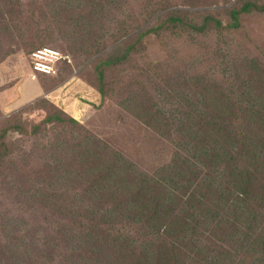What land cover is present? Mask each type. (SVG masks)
Returning <instances> with one entry per match:
<instances>
[{"label": "rangeland", "instance_id": "obj_1", "mask_svg": "<svg viewBox=\"0 0 264 264\" xmlns=\"http://www.w3.org/2000/svg\"><path fill=\"white\" fill-rule=\"evenodd\" d=\"M246 5L253 6L241 12ZM234 10L240 12L239 29L228 27ZM206 17L222 28L214 22L204 32L189 28ZM43 47L72 63L56 76L34 77L30 55ZM111 59L118 63L103 66V85L98 67ZM33 80L40 95L31 96ZM83 83L101 97L97 103ZM221 95L238 106L264 107V99H256L264 98V0H0V137L9 131L0 140L7 148L0 149V264L73 263V257L60 256L66 245L62 233H55L64 222L62 191L79 189V182L64 179L63 158L72 172L75 160L101 140L111 148L103 147L107 153L118 149L146 162L170 159L176 149L162 150L159 143L189 136L181 124L190 127L187 115L214 108L218 103L209 99ZM63 106H79V116ZM157 111L164 113L158 124L143 122ZM55 115L66 123L43 124ZM163 117L170 120L164 129L158 126L166 124ZM52 154L60 159L55 178L44 164ZM45 180L59 195L55 205L46 198ZM57 242L61 246L54 248ZM210 243L195 246L186 262L201 257ZM210 249L224 254L228 246ZM232 258L242 262L246 256Z\"/></svg>", "mask_w": 264, "mask_h": 264}, {"label": "trees", "instance_id": "obj_2", "mask_svg": "<svg viewBox=\"0 0 264 264\" xmlns=\"http://www.w3.org/2000/svg\"><path fill=\"white\" fill-rule=\"evenodd\" d=\"M252 6L246 5L241 12ZM239 14L232 12L229 28L239 29ZM169 20L181 22L178 17ZM209 22L222 28L220 21L210 17L201 26L189 28L204 32ZM117 63L111 59L98 67L103 85V66ZM66 64H60L57 75ZM100 92L106 96L104 87ZM213 97L209 100L218 103L214 108L192 110L187 115L188 129L181 123L189 136L182 134L177 144L167 139L159 143L162 150L176 149L170 159L158 156L146 162L118 149L107 153L111 148L96 140L97 148L79 156L72 172L67 157L60 161L66 167L64 179L79 182V189L62 191L61 232L51 229L63 235L60 242L66 247L61 257H73L72 264L78 258L79 264H264V107L238 106V100L225 95ZM163 115L148 113L143 122L154 126ZM60 121L66 123L55 115L43 124ZM70 121L79 123L74 118ZM165 121L158 126L169 127V118L163 117ZM8 134L4 129L0 140ZM0 149L7 151L4 142ZM43 150L52 152L55 147ZM59 160L52 154L44 161L48 176L55 178ZM44 184L50 192L47 200L55 205L59 195L51 189L52 181ZM208 241L198 254L201 257L186 262L194 256L195 246ZM211 246H228V250L211 254ZM236 254L246 258L238 262L232 258ZM224 255L228 258L222 260Z\"/></svg>", "mask_w": 264, "mask_h": 264}, {"label": "built area", "instance_id": "obj_3", "mask_svg": "<svg viewBox=\"0 0 264 264\" xmlns=\"http://www.w3.org/2000/svg\"><path fill=\"white\" fill-rule=\"evenodd\" d=\"M32 72L40 75H56L61 63H72V59L50 47L35 50L32 55Z\"/></svg>", "mask_w": 264, "mask_h": 264}, {"label": "crops", "instance_id": "obj_4", "mask_svg": "<svg viewBox=\"0 0 264 264\" xmlns=\"http://www.w3.org/2000/svg\"><path fill=\"white\" fill-rule=\"evenodd\" d=\"M33 76L36 77L35 75H33ZM78 81H79V78L76 79V81L74 82L77 86H79L77 84ZM83 84H84L83 86L81 84V88H83L87 93L93 94V96H94L93 102L94 103H97L98 100H99V98H101V97L100 96L98 97V95H96L94 93V90L88 84H85V83H83ZM31 85L33 87V89H32V93L33 94L31 96L35 95V93L37 95H40V89L36 85V81L35 80L32 81ZM97 94H98V92H97ZM64 108H65V111L68 112L69 114H71L72 116H79V106H77V107H71V106H69V107H64Z\"/></svg>", "mask_w": 264, "mask_h": 264}]
</instances>
